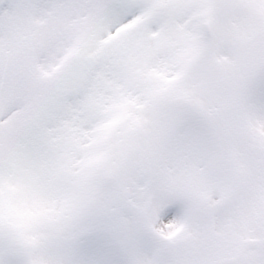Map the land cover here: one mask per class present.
Segmentation results:
<instances>
[{
	"label": "snow or ice",
	"instance_id": "6c2138e0",
	"mask_svg": "<svg viewBox=\"0 0 264 264\" xmlns=\"http://www.w3.org/2000/svg\"><path fill=\"white\" fill-rule=\"evenodd\" d=\"M0 264H264V0H0Z\"/></svg>",
	"mask_w": 264,
	"mask_h": 264
}]
</instances>
